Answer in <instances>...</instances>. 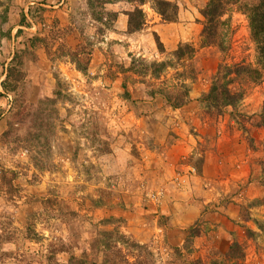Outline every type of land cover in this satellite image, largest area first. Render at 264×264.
Returning <instances> with one entry per match:
<instances>
[{"label": "rangeland", "instance_id": "obj_1", "mask_svg": "<svg viewBox=\"0 0 264 264\" xmlns=\"http://www.w3.org/2000/svg\"><path fill=\"white\" fill-rule=\"evenodd\" d=\"M165 1L175 22L157 0H0V264H264V80H238L235 108L202 101L221 64L256 65L242 8L258 0L225 15L228 50L202 47L210 0ZM184 44L196 77L173 109L151 94L175 91ZM16 54L14 94L2 83ZM164 62L155 79L147 66ZM223 137L228 178L208 186L198 178ZM249 157L250 176L231 177ZM234 243L244 258H228Z\"/></svg>", "mask_w": 264, "mask_h": 264}, {"label": "trees", "instance_id": "obj_2", "mask_svg": "<svg viewBox=\"0 0 264 264\" xmlns=\"http://www.w3.org/2000/svg\"><path fill=\"white\" fill-rule=\"evenodd\" d=\"M145 1V0H141ZM157 6L160 7V14L166 22H175L173 14L167 13V8L175 10L176 6L165 0H157ZM241 0H210L206 9L203 11V16L206 23L203 30L202 47L219 46L222 50L232 48V39L228 45L222 44L218 41L219 29L223 25H227L225 15L230 8L240 5ZM248 14L251 37L256 45L257 60L256 65L235 63V64H221L218 72L212 79V85L209 92L203 97L202 101L208 108H215L218 110L232 107L235 108L245 97V84L238 82L247 79L248 83H258L264 80V0L258 2L251 8H242ZM143 12L137 10L132 14L130 25L133 32L142 29L144 22H142ZM26 16H23V22L26 23ZM21 31V30H20ZM160 44V48H161ZM196 49L189 45H180L179 49L174 53L176 61L183 67V72H179V84L175 91L163 88L161 90L153 91L151 95L161 96L173 109H179L185 106L190 100L191 86L188 81L193 82L196 77V70L192 67L191 61L194 59ZM191 63V65H190ZM21 54H16L12 60L11 66L8 68L6 80L2 83L3 89L8 93H16L19 85L24 77V69ZM173 63L164 62L162 64L152 63L148 67L152 69V75L155 79H159L161 74L165 72ZM251 81V82H250ZM246 83V82H245ZM264 187V164L262 166V177L259 181ZM259 229L264 230L259 222H256ZM248 236H255V232L247 230ZM228 258H236L240 260L244 258L243 248L239 243H234L228 253ZM96 264V263H93ZM209 264H219L218 261H212Z\"/></svg>", "mask_w": 264, "mask_h": 264}, {"label": "crops", "instance_id": "obj_3", "mask_svg": "<svg viewBox=\"0 0 264 264\" xmlns=\"http://www.w3.org/2000/svg\"><path fill=\"white\" fill-rule=\"evenodd\" d=\"M228 137H223L222 140H220L218 144L217 152L210 153V156H208L205 160V163L203 165V171L202 175L198 179H204L206 181V184L210 186L211 183H214L216 179H222L225 178L227 180L228 175L226 173L227 171V154H224V142L225 139ZM186 146H189L188 144ZM191 148V146H189ZM230 156V155H229ZM232 156V155H231ZM233 156H236L233 154ZM232 159V158H231ZM250 157L247 159L241 158L242 164H240V168L242 169V173L239 175H233L238 170L232 171L233 178L244 180L248 178L251 174V167L248 164ZM236 162H238V159H236ZM236 165V164H235ZM234 169V168H233ZM232 169V170H233ZM194 179V177H192ZM226 182V181H225Z\"/></svg>", "mask_w": 264, "mask_h": 264}]
</instances>
